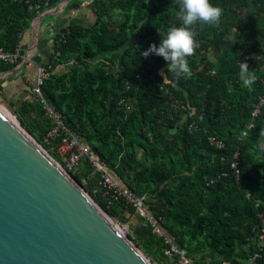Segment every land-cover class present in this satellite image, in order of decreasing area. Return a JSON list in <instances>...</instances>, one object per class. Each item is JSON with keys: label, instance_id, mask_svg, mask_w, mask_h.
Returning <instances> with one entry per match:
<instances>
[{"label": "trees", "instance_id": "obj_1", "mask_svg": "<svg viewBox=\"0 0 264 264\" xmlns=\"http://www.w3.org/2000/svg\"><path fill=\"white\" fill-rule=\"evenodd\" d=\"M64 1L0 0V50L6 55L21 50L16 64L0 61V77L22 65L31 24ZM211 3L222 10L220 22L192 26L195 47L186 57L191 75L175 78L168 72L165 84L164 59L143 52L180 26L179 0H93L95 23L63 29L53 58L40 66L51 68L42 96L105 166L96 172L84 157L72 177L102 210L129 225L128 237L154 263L174 264L165 255V237L153 233L145 219L132 223L135 210L126 201L109 204L104 175L146 197L148 212L162 220L166 235L195 264H248L256 253L261 254L256 264H264V106L253 117L264 97V0ZM241 62L256 77L251 88L239 79ZM17 80L0 81V97L61 163L62 140L46 143L56 125L34 86L22 79L20 106L7 98ZM213 138L225 146L217 149Z\"/></svg>", "mask_w": 264, "mask_h": 264}, {"label": "water", "instance_id": "obj_2", "mask_svg": "<svg viewBox=\"0 0 264 264\" xmlns=\"http://www.w3.org/2000/svg\"><path fill=\"white\" fill-rule=\"evenodd\" d=\"M0 108L18 123L0 110V264H152L119 220L22 128L7 99L0 97Z\"/></svg>", "mask_w": 264, "mask_h": 264}, {"label": "built area", "instance_id": "obj_3", "mask_svg": "<svg viewBox=\"0 0 264 264\" xmlns=\"http://www.w3.org/2000/svg\"><path fill=\"white\" fill-rule=\"evenodd\" d=\"M93 5V0L90 3L83 4L80 8L85 9L89 8ZM21 50L17 52L16 55H6L0 50V61L16 64L20 58ZM28 58H23L24 61H28ZM51 68L39 67L37 70L38 78L34 84L33 94L41 101L44 105L48 115L55 122V129L49 134L46 139V143L50 144L51 141H55L56 139H61V146L57 149V153L59 154L62 162L61 166L67 173L74 172L75 169L79 166L80 162L84 157H90L91 162L95 167L96 172H104L105 166L100 164L99 161L90 156L89 149L79 140L77 136H75L71 131H69L59 114L55 113V111L48 106L46 101L42 96V87L44 85V81L49 78ZM264 106V97L260 100V105L257 107V110L253 114L254 118H257L261 113V108ZM253 128V125L250 126V129ZM211 145H214L217 149H222L225 145L216 140H210ZM239 154L235 155V159L238 160ZM232 168L235 170V174L237 177L240 176V171L238 169V164L235 162L232 165ZM103 182L101 183L102 188L105 190L104 196L110 197L109 204H113L116 201H126L129 205L133 207L135 210V217L145 219L148 224L151 226L153 233L158 236L165 237L166 243L169 245V248L166 249L165 255L168 256L172 263L174 264H195L194 260L188 256V252L186 250L179 249L173 240L166 235L162 228V220L150 214L147 210L146 205V197H140L135 195L134 193L120 187L108 174L104 175ZM261 218V233H260V248L264 246V213L260 215ZM122 232L126 235V232L123 228ZM177 258V260H175ZM261 258L260 253H256L249 261L248 264H256V261Z\"/></svg>", "mask_w": 264, "mask_h": 264}, {"label": "clouds", "instance_id": "obj_4", "mask_svg": "<svg viewBox=\"0 0 264 264\" xmlns=\"http://www.w3.org/2000/svg\"><path fill=\"white\" fill-rule=\"evenodd\" d=\"M180 26L173 27L170 31L160 35V42L150 45L143 52V56L155 54L164 59L167 71L162 75V82L170 83L167 73L172 72L175 78L191 75L190 67L186 57L193 53L194 32L192 26L197 23L217 25L220 22L222 10L213 5L211 0H179ZM239 79L243 87L251 88L255 83V75L248 69L247 64L241 62Z\"/></svg>", "mask_w": 264, "mask_h": 264}, {"label": "crops", "instance_id": "obj_5", "mask_svg": "<svg viewBox=\"0 0 264 264\" xmlns=\"http://www.w3.org/2000/svg\"><path fill=\"white\" fill-rule=\"evenodd\" d=\"M73 1L62 6L58 12L55 10L48 12L53 13V16H47L43 20L36 19L31 24L30 31L24 37V45L27 46L24 57L29 60L16 79H24L26 84L34 86L38 68L48 63L54 56L57 35L72 25L91 26L95 23V15L91 8L73 7ZM69 8H71L70 12H68Z\"/></svg>", "mask_w": 264, "mask_h": 264}, {"label": "rangeland", "instance_id": "obj_6", "mask_svg": "<svg viewBox=\"0 0 264 264\" xmlns=\"http://www.w3.org/2000/svg\"><path fill=\"white\" fill-rule=\"evenodd\" d=\"M81 2H85V3H90V2H92V0H80ZM84 3V4H85ZM80 8V7H79ZM90 8V7H89ZM37 78H38V73H37ZM37 78H36V80H35V82L37 81ZM23 81H22V79L21 80H17V82H14V83H12V84H10L9 85V87L7 88V93H6V96H7V98L8 99H10V100H12L13 102H15L16 104H17V106H20V101H21V99H22V97H23V95L24 94H22L23 93V87H24V84L22 83ZM35 84V83H34ZM47 153L51 156V157H53L48 151H47ZM70 176L72 177V175L70 174ZM73 178V177H72ZM131 222L132 223H136L137 222V218L135 217V216H133L131 219ZM120 226H121V228H123L124 230H125V232H126V236L128 237V232H129V225L128 224H126V225H121L120 224ZM148 258V257H147ZM150 261H151V263L152 264H159V263H154L153 261H152V259H150V258H148ZM171 263H172V261H171ZM160 264H162V263H160Z\"/></svg>", "mask_w": 264, "mask_h": 264}, {"label": "bare ground", "instance_id": "obj_7", "mask_svg": "<svg viewBox=\"0 0 264 264\" xmlns=\"http://www.w3.org/2000/svg\"><path fill=\"white\" fill-rule=\"evenodd\" d=\"M0 110L8 117L10 118L17 126H18V123L16 120H14L8 113H6L5 110H3L2 108H0Z\"/></svg>", "mask_w": 264, "mask_h": 264}]
</instances>
